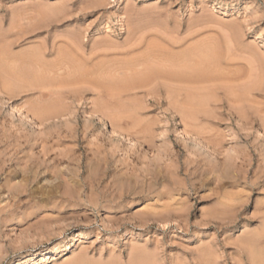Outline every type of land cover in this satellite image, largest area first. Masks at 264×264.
Returning <instances> with one entry per match:
<instances>
[{
	"label": "rangeland",
	"instance_id": "rangeland-1",
	"mask_svg": "<svg viewBox=\"0 0 264 264\" xmlns=\"http://www.w3.org/2000/svg\"><path fill=\"white\" fill-rule=\"evenodd\" d=\"M195 58L194 124L173 93L195 85L109 90ZM41 73L55 83L33 86ZM47 254L264 264V0H0V264Z\"/></svg>",
	"mask_w": 264,
	"mask_h": 264
},
{
	"label": "bare ground",
	"instance_id": "bare-ground-1",
	"mask_svg": "<svg viewBox=\"0 0 264 264\" xmlns=\"http://www.w3.org/2000/svg\"><path fill=\"white\" fill-rule=\"evenodd\" d=\"M134 48V47H133ZM70 52V51H69ZM65 53V52H64ZM148 53V52H147ZM27 54V53H26ZM152 54V53H151ZM177 54V53H176ZM29 55V57L31 56L30 54H28ZM34 55V54H33ZM32 55V57H34ZM36 55V54H35ZM66 55V54H65ZM185 55V54H184ZM195 55V54H194ZM204 55V54H203ZM141 56V55H140ZM28 57V56H27ZM142 57V56H141ZM180 57V56H179ZM197 57V56H196ZM26 58V57H25ZM162 58V57H161ZM172 58V57H171ZM185 58V57H184ZM30 59H32V58H30ZM30 59H29V61H30ZM91 59V58H90ZM142 59V58H141ZM147 59V58H146ZM167 59V58H166ZM164 60V62L162 63V64H167V66L166 65H162L161 64V66H160V64H158V65H156V66H158V67H152V68H149L148 70H147V72L146 73H142L141 72V75H135V76H133V77H131L130 79H128L127 81H124V82H122V83H119V82H112V83H110V85H109V90L112 92V93H120V92H123V91H125V90H128V89H132V88H134L135 86H137V85H143V84H151V83H155L154 85L156 86L157 84H158V81H166L167 83L169 82V84H171V82H173L172 84H176V83H179V84H177V86L178 85H181V84H183L184 86L185 85H195L196 86V88L194 89V91H184L185 93H184V95H183V90H181V91H178V89H176L178 92H175V93H173L174 94V98H175V100L173 101V103H175V102H177L178 104H176L175 103V105H177V107H178V105H180L179 104V102L180 101H182V98H183V100L186 98V99H188L189 100V102H182L181 104V107H179V109H178V111H179V113L181 114L182 113V115H183V120H182V122L184 123V122H186L187 123V121L190 123V122H192V124H194L195 122H197V121H199L200 119H201V117L197 114V112L195 111V110H193V107H194V105L196 104V102H197V95H198V92H200V90L202 89H200V84L202 83V80H203V77H204V75H203V73H202V70H201V68H200V66H202V64L200 65V60H198V59H192L191 61H190V63L189 64H187V62H185L186 64H182L183 66H173L172 64H171V61L168 59V60ZM124 60V59H123ZM198 60V61H197ZM19 61V60H18ZM132 62L131 63H129L128 64V67H131L132 69H133V67H134V69H137V68H135L136 66H138V65H142V66H140V67H143L144 65L146 66L147 64L146 63H141L139 60H131ZM183 61V60H182ZM188 61V60H187ZM31 62H32V60H31ZM30 63V62H29ZM62 63V62H61ZM125 63V62H124ZM16 64H18V63H16ZM72 64V63H71ZM70 64V65H71ZM84 64V63H83ZM83 64H81V65H83ZM14 65V64H13ZM26 66H27V64H25ZM56 65V64H55ZM67 65H69V63L67 64ZM78 65V64H77ZM102 66V65H101ZM17 67V66H16ZM15 67V68H16ZM29 67V66H28ZM32 66H30V68H31ZM35 67V66H34ZM62 67V66H61ZM125 67V66H124ZM22 68H23V66H22ZM29 68V69H30ZM41 68V67H40ZM46 68V67H45ZM75 68V67H74ZM203 68V67H202ZM24 69V68H23ZM19 70L20 71V76H22V78H27V77H30L31 76V73L30 72H28L27 70ZM34 69H36L37 70V67L36 68H34ZM51 69H53V68H51ZM58 69H59V67H58ZM70 69V68H69ZM76 69V68H75ZM74 69V70H75ZM78 69V68H77ZM127 69V68H126ZM39 70V69H38ZM41 70H42V68H41ZM40 70V71H41ZM49 70H50V68H49ZM55 70V69H54ZM85 70V69H84ZM91 70V69H90ZM45 70H43V72H44ZM64 71V70H63ZM66 71V70H65ZM86 71V70H85ZM98 71V70H97ZM101 71H102V69H101ZM110 71H111V69H110ZM121 71V70H120ZM127 71V70H126ZM128 71H131V70H128ZM135 72L137 71V70H134ZM15 72V71H14ZM33 72V71H32ZM36 72V71H35ZM39 72V71H38ZM42 72V73H43ZM51 72H54V71H51ZM50 72V73H51ZM73 72V71H72ZM13 73V72H12ZM41 73V74H42ZM46 73V72H45ZM49 73V72H48ZM67 73H68V71H67ZM103 73V72H102ZM110 73V72H109ZM123 73V72H122ZM55 74V73H54ZM56 74H57V72H56ZM104 74V73H103ZM103 74H101L100 72H89L88 70H87V72H82V71H80V70H78V72H77V78L78 79H87L86 78V76H92V78H94V80H96L97 81V83L98 84H100V85H104V83H105V77L103 76ZM47 75V74H46ZM66 75V74H65ZM64 75V76H65ZM74 75V74H73ZM111 75V74H110ZM19 76V77H20ZM53 76V75H52ZM106 76V75H105ZM108 76V75H107ZM112 76V75H111ZM111 76H110V78H111ZM61 77V76H60ZM112 77H114V75L112 76ZM17 78H18V76H17ZM57 78V77H56ZM88 78H90V77H88ZM92 78H91V80H92ZM107 78V77H106ZM115 78V77H114ZM125 78V77H124ZM37 79V80H36ZM35 79V82L34 83H32L31 82V84H33V86H36V87H41V88H43V89H46V88H48L49 86H52L54 83H55V81H54V79H51V78H48V77H45L43 74L42 75H37V78ZM58 79V78H57ZM112 79V78H111ZM21 80V79H20ZM65 80V79H64ZM61 81H63V80H61ZM84 81V80H83ZM111 81V80H110ZM16 82V81H15ZM18 82V81H17ZM80 82V81H79ZM19 83V82H18ZM157 83V84H156ZM165 83V82H164ZM17 84V83H16ZM171 84V85H172ZM153 85V84H152ZM153 85V86H154ZM160 85V84H159ZM17 86V85H16ZM101 86V87H102ZM147 86V85H146ZM148 86H150V85H148ZM159 87V86H158ZM157 87V88H158ZM189 87V86H188ZM32 89V88H31ZM51 89V88H50ZM159 89V88H158ZM181 89V88H180ZM170 90H172V89H170ZM175 90V91H176ZM203 90V89H202ZM100 91V90H99ZM169 91V90H168ZM101 92V91H100ZM202 92V91H201ZM54 93V92H53ZM112 93H110V94H112ZM108 95V94H107ZM113 96H114V94H112ZM172 95V94H171ZM168 96V95H167ZM170 96V95H169ZM173 96V95H172ZM171 96V97H172ZM199 96V95H198ZM109 97V96H108ZM50 98V97H49ZM107 99V98H106ZM170 99H172V98H170ZM185 99V100H186ZM199 99V98H198ZM107 101V100H106ZM40 102V101H39ZM36 103V102H35ZM37 103H38V101H37ZM48 103H50V102H48ZM102 103H103V101H102ZM106 104V103H105ZM33 105V104H32ZM46 105V104H45ZM103 105V104H102ZM119 105V104H118ZM174 105V104H173ZM31 106V105H30ZM39 106V105H38ZM99 106V105H98ZM105 106V105H104ZM42 107H44V109H41V108H37V112L39 113V115L41 114V115H48L49 113H50V110H48V109H45V106H42ZM47 107V106H46ZM53 107V106H52ZM103 107V106H102ZM106 108V107H105ZM195 109H196V107H194ZM121 109V108H120ZM129 109V108H128ZM16 110V109H15ZM102 110V109H101ZM118 110V109H117ZM197 110V109H196ZM53 111V110H52ZM120 111V110H119ZM139 111V110H138ZM198 111V110H197ZM140 112V111H139ZM18 113V112H17ZM133 113V112H132ZM24 114V113H23ZM87 114H89L92 118H93V115L90 113V111H87ZM40 115V116H41ZM117 115V114H116ZM200 117V119H199V117ZM24 117V116H23ZM27 118H29L28 116H26ZM37 117V116H36ZM39 117V116H38ZM41 118L42 117H40V120H41ZM123 118V117H122ZM36 119V118H35ZM38 119V118H37ZM115 119V118H114ZM118 119V118H117ZM207 119V118H206ZM93 120V119H92ZM102 120V119H101ZM118 121V120H117ZM120 121V120H119ZM143 121V120H142ZM48 122V121H47ZM194 122V123H193ZM103 124H104V122H102ZM140 123V122H139ZM138 123V124H139ZM116 124V123H115ZM117 124H119V123H117ZM191 124V123H190ZM141 125V124H140ZM114 127V126H113ZM184 127V126H183ZM104 128H105V130L107 129V127L104 125ZM182 129V128H181ZM184 129V128H183ZM187 129V128H186ZM118 130L119 129H115V127L113 128V133H119L118 132ZM185 130V129H184ZM183 130V131H184ZM189 130V129H188ZM188 130H185L186 132L188 131ZM120 131V130H119ZM141 131V130H140ZM145 131H146V129H145ZM111 133V132H110ZM189 133H186V136L188 135ZM200 134V133H199ZM198 134V135H199ZM201 134H202V132H201ZM200 134V135H201ZM142 135V134H141ZM145 135V134H144ZM188 137V136H187ZM201 137V136H200ZM200 140H202V137L200 138ZM198 142H199V140H198ZM203 143H205V142H203ZM230 223V222H229ZM78 237V238H77ZM77 237H71L70 236V241H73V240H77V241H79L80 239H82L84 236H82V235H80V236H77ZM256 243L257 242H255L254 243V245H256ZM258 244V243H257ZM61 247H58V248H53V249H51L50 250V252H49V254L50 253H60L61 251ZM39 253V251H36L35 252V255H37ZM49 254H47V256H45V257H43V258H41V259H39V260H37L36 262H34L33 264H48V263H50V262H52V261H54L55 260V258H54V256L53 257H51V255L50 256H48ZM34 255V256H35ZM256 260V259H255ZM257 262V261H256ZM255 263V262H254Z\"/></svg>",
	"mask_w": 264,
	"mask_h": 264
}]
</instances>
